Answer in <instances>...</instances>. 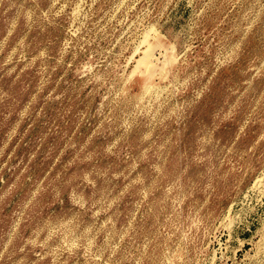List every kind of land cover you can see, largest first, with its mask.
Returning a JSON list of instances; mask_svg holds the SVG:
<instances>
[{"label":"rangeland","instance_id":"obj_1","mask_svg":"<svg viewBox=\"0 0 264 264\" xmlns=\"http://www.w3.org/2000/svg\"><path fill=\"white\" fill-rule=\"evenodd\" d=\"M0 264H264V0H0Z\"/></svg>","mask_w":264,"mask_h":264},{"label":"bare ground","instance_id":"obj_2","mask_svg":"<svg viewBox=\"0 0 264 264\" xmlns=\"http://www.w3.org/2000/svg\"><path fill=\"white\" fill-rule=\"evenodd\" d=\"M149 46H150V45H149ZM149 46H148V47H149ZM153 47H154V46H153ZM149 48H150V47H149ZM145 50H146V49H145ZM148 51H149V50H148ZM149 54H150V53H149ZM144 56H145V55H144ZM145 57L147 58V55H146ZM143 60H144V59H143ZM140 62H141V61H140ZM140 62L138 63L139 65H140ZM144 62H146V61L144 60ZM141 64L144 65L143 62H141ZM147 64H148V63H147ZM147 66L149 67V64H148ZM143 68H145V67H143ZM145 69H146V68H145ZM150 72H152V70H151ZM151 75H152V74H150L149 76H151ZM147 76H148V75H147ZM149 76H148V78H146L147 81H150V80H151L150 78H152V76H151L150 78H149ZM147 90H148V89H147Z\"/></svg>","mask_w":264,"mask_h":264}]
</instances>
